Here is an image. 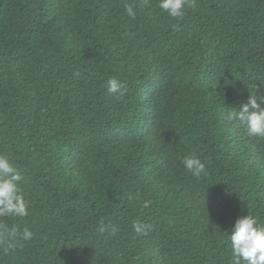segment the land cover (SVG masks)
I'll return each instance as SVG.
<instances>
[{
    "label": "trees",
    "instance_id": "obj_1",
    "mask_svg": "<svg viewBox=\"0 0 264 264\" xmlns=\"http://www.w3.org/2000/svg\"><path fill=\"white\" fill-rule=\"evenodd\" d=\"M255 93L264 0L182 18L159 0H0V153L28 204L0 224L34 233L0 264H233L236 220L264 223V138L228 120Z\"/></svg>",
    "mask_w": 264,
    "mask_h": 264
},
{
    "label": "clouds",
    "instance_id": "obj_2",
    "mask_svg": "<svg viewBox=\"0 0 264 264\" xmlns=\"http://www.w3.org/2000/svg\"><path fill=\"white\" fill-rule=\"evenodd\" d=\"M194 0H159V7L173 18H182L186 7H192ZM127 14L135 18L133 8H127ZM124 84L117 78L111 77L107 81L109 93H121ZM259 101V103H258ZM238 119L245 124L247 133L251 136L264 138V95L255 93L249 97L247 103L241 105L239 111L229 113L228 120ZM184 167L193 174L204 173L205 164L195 155H189L182 159ZM22 174L14 166L8 156L0 153V218L24 217L28 214V204L23 197L20 188ZM148 202H145V207ZM137 232L141 231L138 222L133 224ZM106 225L99 226L98 231L103 233ZM33 231L24 227L22 232L17 227L9 228L0 224V245L8 244L17 238L24 241L33 238ZM233 264H264V223L258 222L253 215L239 217L230 234Z\"/></svg>",
    "mask_w": 264,
    "mask_h": 264
}]
</instances>
